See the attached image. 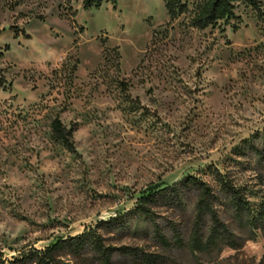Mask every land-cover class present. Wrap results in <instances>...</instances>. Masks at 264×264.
I'll list each match as a JSON object with an SVG mask.
<instances>
[{
    "label": "rangeland",
    "instance_id": "obj_1",
    "mask_svg": "<svg viewBox=\"0 0 264 264\" xmlns=\"http://www.w3.org/2000/svg\"><path fill=\"white\" fill-rule=\"evenodd\" d=\"M198 29L191 4L168 20L162 0H0V254L43 247L129 211L141 193L192 175L215 187L227 170L256 203L264 166L233 148L264 127V0ZM74 124L73 151L50 136ZM194 193L154 209L185 239ZM237 249L161 248L130 217L114 244L163 253L166 264H264V236L219 207ZM109 235H112L111 233ZM114 264H130L123 257Z\"/></svg>",
    "mask_w": 264,
    "mask_h": 264
},
{
    "label": "trees",
    "instance_id": "obj_2",
    "mask_svg": "<svg viewBox=\"0 0 264 264\" xmlns=\"http://www.w3.org/2000/svg\"><path fill=\"white\" fill-rule=\"evenodd\" d=\"M104 0H81L83 9L99 7ZM107 1V0H105ZM112 3L115 0H108ZM168 17L172 20L183 14L191 4L188 22L198 29L214 25L218 21L228 22L235 18L234 10L238 4H244L258 11V0H162ZM4 78L0 75V88ZM50 136L67 151H73L72 133L74 124L66 127L57 116L49 122ZM233 154L240 158L253 159L264 166V127L252 132L234 148ZM263 174V173H262ZM258 174L256 182L261 194L256 203H252L243 186L233 182L227 170L212 171L215 187L192 175H185L176 183L154 186L139 195L133 207L122 214H115L98 220L92 227H85L73 235L57 237L41 248L22 247L15 254L5 258L0 254V264H114L118 257L126 258L130 264H166L163 253L150 252L137 245L114 244L113 235H119L129 229L130 217H138L151 226V234L163 249L186 248L189 252L211 254L226 246L237 249L240 242L222 220L219 207H227L238 215L245 214L251 231L259 230L264 236V178ZM192 190L194 200L192 215L187 227L185 239L181 228L174 221L167 220L165 226L170 237L165 234L156 220L154 211L160 205L169 207L182 205L185 194ZM112 235H109V234Z\"/></svg>",
    "mask_w": 264,
    "mask_h": 264
}]
</instances>
